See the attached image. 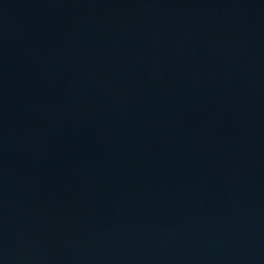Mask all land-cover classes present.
Segmentation results:
<instances>
[{"label": "water", "instance_id": "1", "mask_svg": "<svg viewBox=\"0 0 264 264\" xmlns=\"http://www.w3.org/2000/svg\"><path fill=\"white\" fill-rule=\"evenodd\" d=\"M0 264H264V0H0Z\"/></svg>", "mask_w": 264, "mask_h": 264}]
</instances>
